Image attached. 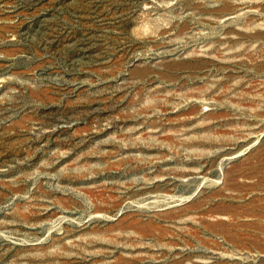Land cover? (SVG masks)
Here are the masks:
<instances>
[{
  "label": "rangeland",
  "instance_id": "1",
  "mask_svg": "<svg viewBox=\"0 0 264 264\" xmlns=\"http://www.w3.org/2000/svg\"><path fill=\"white\" fill-rule=\"evenodd\" d=\"M0 264H264V0H0Z\"/></svg>",
  "mask_w": 264,
  "mask_h": 264
}]
</instances>
